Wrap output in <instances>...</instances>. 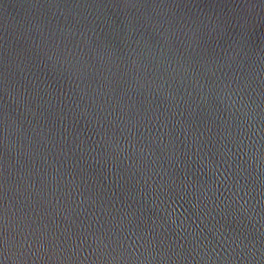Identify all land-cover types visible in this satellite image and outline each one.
Masks as SVG:
<instances>
[{
    "label": "water",
    "instance_id": "obj_1",
    "mask_svg": "<svg viewBox=\"0 0 264 264\" xmlns=\"http://www.w3.org/2000/svg\"><path fill=\"white\" fill-rule=\"evenodd\" d=\"M0 264H264V0H0Z\"/></svg>",
    "mask_w": 264,
    "mask_h": 264
}]
</instances>
